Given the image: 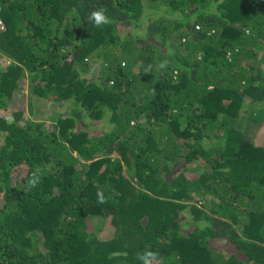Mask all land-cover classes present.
Returning a JSON list of instances; mask_svg holds the SVG:
<instances>
[{
	"label": "trees",
	"instance_id": "16d2710c",
	"mask_svg": "<svg viewBox=\"0 0 264 264\" xmlns=\"http://www.w3.org/2000/svg\"><path fill=\"white\" fill-rule=\"evenodd\" d=\"M0 7V264H264V0Z\"/></svg>",
	"mask_w": 264,
	"mask_h": 264
},
{
	"label": "rangeland",
	"instance_id": "374dc122",
	"mask_svg": "<svg viewBox=\"0 0 264 264\" xmlns=\"http://www.w3.org/2000/svg\"><path fill=\"white\" fill-rule=\"evenodd\" d=\"M173 35H171V37L176 38V37H173ZM100 60L102 59L96 60L94 64L100 63L101 62ZM27 81L28 79H25V81L23 82L25 84V87L23 88L21 92L22 96H19L9 106L10 111L11 112L21 111L23 113V119H31V120L32 119H43V121L50 120L52 117H54L53 114L55 111H57L60 104L58 105L56 102L52 101L51 99L40 100V99H37L36 97L34 98V96L31 95V93L27 89L28 88ZM61 111H63V109H61ZM50 122H52V119L50 120ZM46 124L50 127V123H46ZM259 131L253 129L251 131L250 137L252 140H256L255 142L258 146L264 147V134H259ZM178 173L179 172H177L176 174ZM190 174H192V176H196L198 175V172L196 173L195 170H191ZM107 227H108V222H105V228ZM110 232H111L110 229H107V233L105 236H107ZM102 235L104 236L103 233ZM211 243L214 244V246L217 248L218 251L224 254L227 253V250H225V246L219 240L211 241Z\"/></svg>",
	"mask_w": 264,
	"mask_h": 264
},
{
	"label": "clouds",
	"instance_id": "9594fccd",
	"mask_svg": "<svg viewBox=\"0 0 264 264\" xmlns=\"http://www.w3.org/2000/svg\"><path fill=\"white\" fill-rule=\"evenodd\" d=\"M0 10H1V7H0ZM89 19L90 20H94L97 25H99L101 22H103V23H107L108 22V19L104 15V11L103 10L94 11L91 14V16L89 17ZM38 182H39L38 178L35 177V175H34L33 179L29 180L28 183H29V186H35ZM98 197H99V202L103 203L104 200H103V197H102L101 193H98ZM148 255H151V254L149 253ZM145 264H147V260H145Z\"/></svg>",
	"mask_w": 264,
	"mask_h": 264
},
{
	"label": "built area",
	"instance_id": "2783aa9c",
	"mask_svg": "<svg viewBox=\"0 0 264 264\" xmlns=\"http://www.w3.org/2000/svg\"><path fill=\"white\" fill-rule=\"evenodd\" d=\"M4 24H3V22H2V20H1V18H0V32H2V31H4Z\"/></svg>",
	"mask_w": 264,
	"mask_h": 264
}]
</instances>
